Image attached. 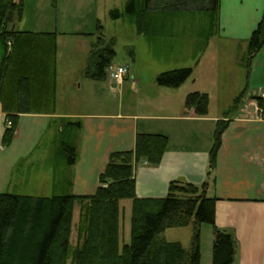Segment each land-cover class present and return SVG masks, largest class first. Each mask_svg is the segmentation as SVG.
I'll return each mask as SVG.
<instances>
[{
  "label": "crops",
  "instance_id": "1",
  "mask_svg": "<svg viewBox=\"0 0 264 264\" xmlns=\"http://www.w3.org/2000/svg\"><path fill=\"white\" fill-rule=\"evenodd\" d=\"M16 1L23 3V15L8 24V30L13 33L11 37L0 35V193H12L16 170L43 143L53 126L65 120L81 122L77 161L71 167L62 168L58 179L74 195L95 194L110 155L133 150L138 133L163 134L169 143L160 165H136L137 196H166L169 183L174 180L197 186L206 183L207 196L217 200L216 226L232 231L236 237L234 264H264V108L255 99L264 98V47L253 59L249 74L244 64L248 40L264 15V0H221L218 34L210 39L199 63L195 65L194 61L191 78L179 88L166 87L172 91L167 90L170 92L161 97L164 99L152 101L150 105L155 113L138 110L137 104L125 95V82L119 88H109L114 94L121 93L115 112L83 114L62 112L59 107L60 39L93 34L81 29H63L68 27L69 12L89 10L86 24L91 30L93 26L99 30V4L109 1L110 7L114 0ZM29 9L32 15L28 14ZM52 16H55L54 28ZM27 18L28 24L37 29H17ZM50 24V29H43ZM213 39H218L220 44L223 41V46L231 47L240 58L246 70L242 92L247 88V93L227 119L228 126L212 169L209 154L216 125L232 105L222 115L212 116V97L201 92L203 89L198 86L201 75L192 79L207 59ZM92 46L90 42L89 57ZM208 76L212 85L220 77L217 69H212ZM127 80L132 83L139 80L132 69ZM22 82H27V91L19 88ZM180 89H185L180 92L184 96L182 102L173 97ZM193 92L209 95L207 115L199 116L194 109L186 108L185 98ZM21 107L29 110L19 111ZM10 117L18 118L17 132L11 145L3 147L2 136ZM56 177L54 171L52 188Z\"/></svg>",
  "mask_w": 264,
  "mask_h": 264
},
{
  "label": "trees",
  "instance_id": "2",
  "mask_svg": "<svg viewBox=\"0 0 264 264\" xmlns=\"http://www.w3.org/2000/svg\"><path fill=\"white\" fill-rule=\"evenodd\" d=\"M220 6L221 0H128L126 10L134 20L136 32L152 41L158 54L162 53L161 47L165 50L175 48V45L172 48L165 42L172 30V20L190 13L203 16L208 23L198 30L192 51L197 65L210 39L220 30ZM23 9L21 1L0 0V35L3 38L13 35L8 30V24L15 18L20 19ZM110 14L114 18L122 16L119 10H112ZM199 21L203 23L202 19ZM98 32H102L101 25ZM263 47L264 15L248 40L244 61L248 74L253 59ZM115 56L112 43L99 49L93 44L85 76L94 81H105L107 68ZM194 67L163 72L156 83L163 87L179 88L191 78ZM19 88L27 91V82H22ZM246 93L247 88L234 99L232 106L224 113V119L217 122L209 154L212 169L216 164L222 135L228 126L227 119L239 108ZM255 99L264 108V98ZM209 104V95L201 92L188 94L185 101L186 108L194 109L199 116L209 113ZM24 109L29 110L18 108L19 111ZM9 119L12 126H7L3 133V147L11 145L17 132L18 118ZM80 129V121L65 120L59 124L58 133L52 135V142L57 145L53 156L57 177L51 196L0 193V264H68L71 257L73 264H201L200 228L204 223L210 224L214 231L211 264H234L236 237L232 231L216 226L217 200L207 196L206 183L197 186L174 180L169 183L166 196H137L136 165H160L169 143L166 135L138 133L133 150L110 155L95 194L81 196L67 192L68 186L58 182V179L62 168L71 167L77 161L76 143ZM124 200L132 201L131 241L121 246V202ZM77 207L79 242L71 255V235ZM190 224H193V236L189 250L179 242L161 238L168 228ZM16 233L31 238V248L23 260L15 257Z\"/></svg>",
  "mask_w": 264,
  "mask_h": 264
},
{
  "label": "rangeland",
  "instance_id": "3",
  "mask_svg": "<svg viewBox=\"0 0 264 264\" xmlns=\"http://www.w3.org/2000/svg\"><path fill=\"white\" fill-rule=\"evenodd\" d=\"M127 3L114 0L112 6L109 7V1L101 2L98 8V17L102 25V32L93 26L86 24L89 20L90 11L72 10L69 12L68 27H64L66 31H92V35H77L75 38L60 39V57H59V107L62 112L66 113H107L115 112L118 109L119 101L122 98L121 93L114 94L109 88L115 87L108 75L105 81H94L85 76V71L89 64V47L96 44V49L106 47L112 43L116 56L115 64H128L133 74L137 76L138 82L132 83L127 80L125 95L131 98L137 104L138 110L141 112H154V107L150 105L152 101H157L166 92H170L166 87L159 86L156 83L157 77L166 71L179 69L183 67H194L195 58L192 51L196 42V34L200 27L207 26V20L198 14H189L184 17H177L172 20L171 33L168 40L165 41L170 46L175 45L173 50H165L161 47V54L157 53L155 44L146 36L136 32L133 18L127 13ZM230 7V5H229ZM119 10L121 17L114 18L110 10ZM239 13V11L235 10ZM244 13V12H243ZM28 14H33L29 9ZM55 15V11H53ZM96 15V12H94ZM62 16L59 14V17ZM34 17V16H32ZM50 26L43 29L54 28L55 16ZM80 18L82 20H80ZM202 19L203 23L201 24ZM27 18L22 25H18L17 29L34 30ZM74 22V23H70ZM99 36L101 38H99ZM93 38V39H92ZM218 39H213L211 47L207 53V59L195 71L196 76L201 75L198 81L201 92H207L211 98V115H222L233 103L236 97L245 86V67L241 65L240 58L236 57L235 52L229 46H223ZM169 46V47H170ZM92 50V49H91ZM233 51V52H232ZM168 52V53H167ZM219 72L218 82H214L213 86L208 76L211 70ZM189 84V83H188ZM189 86V85H186ZM106 87V90H103ZM137 90V91H135ZM182 90V91H181ZM180 91L173 97L177 101H183ZM117 92V90H116ZM164 99V98H161ZM186 101V98H185ZM156 103V102H154ZM155 113V112H154ZM59 131V124L48 132L44 143L39 145L30 158L19 166L14 174V185L11 188L12 193L24 196H51L54 193L52 188V177L55 165V149L56 143H53V133ZM122 218H121V246L129 244L131 241V217H132V201L124 200L121 202ZM79 220V207L75 209L73 220V233L71 235V255L78 246L79 238L77 231V223ZM201 264H211L212 247L214 243V231L210 224L201 225ZM26 233V232H25ZM29 234V233H28ZM193 224L186 227L168 228L161 235V238L171 242H179L189 250L192 244ZM26 234H17L14 242L15 257L23 260L28 256L31 248V238ZM68 264H73L72 257Z\"/></svg>",
  "mask_w": 264,
  "mask_h": 264
},
{
  "label": "built area",
  "instance_id": "4",
  "mask_svg": "<svg viewBox=\"0 0 264 264\" xmlns=\"http://www.w3.org/2000/svg\"><path fill=\"white\" fill-rule=\"evenodd\" d=\"M130 67L126 64H112L107 68V74L111 83L119 88L127 79ZM7 125L12 126V122L7 120Z\"/></svg>",
  "mask_w": 264,
  "mask_h": 264
}]
</instances>
